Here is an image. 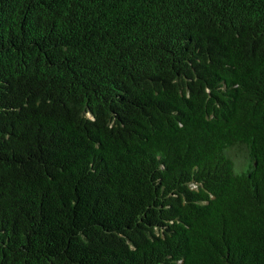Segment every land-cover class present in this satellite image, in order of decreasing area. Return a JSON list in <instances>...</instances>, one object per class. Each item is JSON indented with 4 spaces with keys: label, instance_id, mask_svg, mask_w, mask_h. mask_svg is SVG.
<instances>
[{
    "label": "trees",
    "instance_id": "16d2710c",
    "mask_svg": "<svg viewBox=\"0 0 264 264\" xmlns=\"http://www.w3.org/2000/svg\"><path fill=\"white\" fill-rule=\"evenodd\" d=\"M0 264H264V0H0Z\"/></svg>",
    "mask_w": 264,
    "mask_h": 264
}]
</instances>
